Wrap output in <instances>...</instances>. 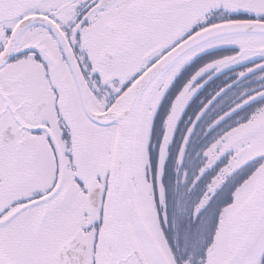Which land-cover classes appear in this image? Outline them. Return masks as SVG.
<instances>
[{"label": "snow or ice", "instance_id": "snow-or-ice-1", "mask_svg": "<svg viewBox=\"0 0 264 264\" xmlns=\"http://www.w3.org/2000/svg\"><path fill=\"white\" fill-rule=\"evenodd\" d=\"M0 264H264V0H0Z\"/></svg>", "mask_w": 264, "mask_h": 264}]
</instances>
